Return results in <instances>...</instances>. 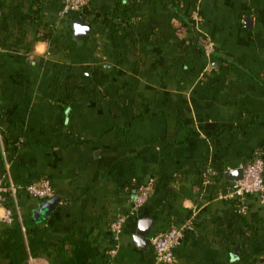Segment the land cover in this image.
I'll return each instance as SVG.
<instances>
[{"label": "crops", "instance_id": "0c3cea01", "mask_svg": "<svg viewBox=\"0 0 264 264\" xmlns=\"http://www.w3.org/2000/svg\"><path fill=\"white\" fill-rule=\"evenodd\" d=\"M63 7L0 0V177L4 148L17 187L0 264H161L150 238L186 224L175 264H264V202L222 198L228 170L264 160V0H91L83 39ZM43 180L53 209L26 191Z\"/></svg>", "mask_w": 264, "mask_h": 264}, {"label": "built area", "instance_id": "2783aa9c", "mask_svg": "<svg viewBox=\"0 0 264 264\" xmlns=\"http://www.w3.org/2000/svg\"><path fill=\"white\" fill-rule=\"evenodd\" d=\"M91 0H64V7L61 16L75 20L80 18L83 11L89 6ZM205 52L211 56L214 52V45L207 41L205 44ZM4 158V173L0 177V223L10 224L13 221L12 211L7 207L8 196L15 195L17 187L10 178V163L7 160V153L2 148ZM244 175L242 180L231 183V193L226 197H236L240 200L246 195L257 194L262 202H264V160L261 155L256 156L253 160L242 166ZM235 169L228 170L233 172ZM154 180H150L146 185L138 187L134 201V210H139L149 200ZM26 191L33 197L47 201L55 196V192L49 180H43L37 184H31L26 187ZM126 216L117 218L111 225V230L116 239L123 232ZM192 224H186L183 227H171L168 231L159 233L150 238V244L153 247L156 259L161 264H175V249L181 244L187 231L192 230ZM115 250L112 251L114 255Z\"/></svg>", "mask_w": 264, "mask_h": 264}, {"label": "water", "instance_id": "95a60500", "mask_svg": "<svg viewBox=\"0 0 264 264\" xmlns=\"http://www.w3.org/2000/svg\"><path fill=\"white\" fill-rule=\"evenodd\" d=\"M247 23H250V19H246ZM73 29L75 31V37L77 39H83L84 36L89 35L92 32V27L88 24L86 17L82 16L73 21ZM244 175L243 168H237L233 172H226L224 174V179L230 183L242 180ZM47 205L52 209L57 207L60 202L59 196H54L47 201ZM153 222L148 219H140L138 222V231L136 240L149 242L148 236L151 234V227Z\"/></svg>", "mask_w": 264, "mask_h": 264}, {"label": "trees", "instance_id": "16d2710c", "mask_svg": "<svg viewBox=\"0 0 264 264\" xmlns=\"http://www.w3.org/2000/svg\"><path fill=\"white\" fill-rule=\"evenodd\" d=\"M91 2V1H90ZM71 21H73V20H71ZM195 41H196V43L198 44V45H200V42H199V39L198 38H195ZM202 49H203V51L205 52V47H202ZM215 53V50H214V52L212 53V55Z\"/></svg>", "mask_w": 264, "mask_h": 264}]
</instances>
